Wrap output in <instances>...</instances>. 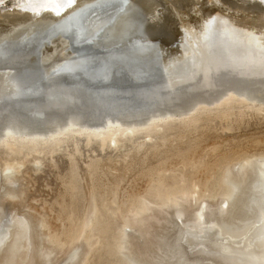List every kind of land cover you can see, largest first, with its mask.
<instances>
[{"label":"rangeland","instance_id":"1","mask_svg":"<svg viewBox=\"0 0 264 264\" xmlns=\"http://www.w3.org/2000/svg\"><path fill=\"white\" fill-rule=\"evenodd\" d=\"M201 7L202 13L200 12L197 16L193 14L180 15L178 16L179 22L186 27L195 28L205 12L211 8L207 5ZM3 29L5 27L0 24V30ZM41 35L30 40L23 39L22 41L21 38V41L19 39L8 40L9 42L6 41L7 43L2 47L3 51L6 50L0 51V71L3 70V73H0V87L9 86V89L5 91L0 90V93L4 95H0V104L4 103L0 105V112L2 109L4 111L0 113L2 114L0 116H4L5 119L4 121L0 117L2 119H0V176L2 175L0 177V186L2 185L0 187V197H2L0 207H3L2 213L7 214V217L27 215L31 220L33 219L32 221L37 224L43 239V243L41 239L38 244L40 253L50 254V264L68 263L64 257L69 258L71 254L66 253L70 252L69 250L74 245L78 246L79 239V245L82 243V246H80L81 250L79 249L81 253L78 251V254H81V257L78 255L77 258L79 259L78 264H126L124 258L118 255L115 247L117 245L118 248L120 247L121 235L126 236L132 232L130 230L131 222L142 216H153L157 214V210L158 212L161 210L160 207L163 210L168 204L173 206L172 204L185 197L193 198V210H196L198 204L203 200L215 201L225 193L228 186L225 177L232 165L240 164L252 157H264V104L258 101L241 102L237 97L235 101L229 100L222 103L223 105L220 104L222 106L214 105L208 109L197 107L188 112L185 109L190 103H186L191 99L190 96L174 90V86L165 92H151L155 88H152L153 85L161 84L167 80H178L182 74L169 75L162 79L161 83L158 80L156 83L154 82L155 84H150L148 89L142 88L132 93L127 92L128 94H116L115 100L106 102L108 104L98 105L83 95L75 96L72 91H58V98L49 105H46L47 103L41 105L43 101H41L40 95L32 96L33 100L28 98V101L31 99L34 102L41 99L37 100V104L41 103L38 105L39 107L30 105L22 108L14 104L10 105V102L8 104L7 99L15 97V93L9 91L12 84L39 78L40 84L38 81L37 90L41 87L44 88L42 86L44 83L47 86L52 85L50 75L46 79L43 73L44 75L46 73L54 74L53 67L57 64L55 62L69 56L67 51L58 52V55H53L50 60L40 62L44 49L42 50L41 47L37 49L36 44L39 42L37 38H41ZM33 40L36 44L32 42ZM166 42L167 40L163 39L157 43L158 47H165L166 56L173 55L177 48L178 52L175 57L179 58L182 48L187 47L186 42H183V47L179 46V48L177 44L171 47L167 45L170 41L167 44ZM7 49L8 54L6 53ZM14 49H17L15 54L13 53ZM31 51L33 54L39 53L33 55ZM123 52H125L124 48L102 50L92 60L98 62L111 56L120 59L118 55ZM161 53L156 52V54ZM88 54L92 57L87 56L86 59L94 57V52ZM123 55H120L123 61L136 58V55L130 56L126 53ZM53 58H57V60ZM73 63L80 64L77 68L82 65H90L79 59H74ZM18 64L21 66L18 67ZM37 64L40 69L35 66ZM123 64L124 62L117 63V65ZM7 66L8 68L10 66V69H7ZM170 67L171 65H162L160 70L158 68L156 70L162 72ZM7 70L14 75L9 73L7 75ZM7 76L9 77L8 82V79L4 80ZM10 77L12 78L10 79ZM61 77L62 75H55V78H60L59 81L62 83ZM12 79L13 81H11ZM75 79L79 83L84 82L87 86L91 85L88 81L86 83L85 75L81 74ZM75 79L73 78L74 81L70 80L79 85ZM128 79L124 85L121 84L123 87L136 85L131 82V79ZM71 81L70 83L74 85ZM63 82L66 83V81ZM104 84L93 85L95 88L91 89L99 90V87L103 88L109 85ZM137 84L139 85V83ZM30 87L32 86H24L20 91H24L26 95L34 94L37 90L33 92ZM254 88L256 90H253V93H257V90L263 93L262 88L258 86ZM182 89L189 91L187 87ZM193 92L195 93V91ZM200 94H205V91L192 96ZM145 95L149 98L159 96V100L156 102H153L152 99L147 101ZM163 96L168 97L163 98ZM207 96L205 94V98ZM203 97L197 98L203 99ZM20 98L26 100V97L23 96L16 99ZM132 98L135 99V104L125 101ZM140 102L144 103L140 104ZM5 103L7 104L5 105ZM57 105L59 108L56 107ZM5 110L7 114L9 112L11 114H4ZM40 112H43L41 113L43 115L39 118L32 115V113ZM50 115L51 117H49ZM12 116L15 117V122L17 121L14 124L19 122L21 124L18 125L26 126V130L30 132L15 133L12 131L6 122L8 121L6 119L10 118L12 120L10 122L9 119L8 122L13 123L14 117L11 118ZM71 116L79 118L80 121L68 123ZM228 158L233 161L226 164ZM5 167H12L10 174L9 172L7 174L9 182H12L10 186L8 181H6L7 185L5 181L3 183L1 180V178H6V175L4 177L1 174L6 169ZM218 173L220 174L221 189L218 192L204 190L198 193L200 191L198 184L207 179L208 181L213 180ZM182 176H186V180L182 179ZM3 185H7L8 189ZM181 185L184 187L183 189L179 188L173 192L168 188ZM10 187L14 191L12 197H8L6 194L8 191H5ZM131 200L133 203H130ZM73 213L77 214L74 218ZM5 214H3V218L6 219ZM81 232L82 235H80ZM73 249L75 250V248ZM72 250L71 253L74 251Z\"/></svg>","mask_w":264,"mask_h":264},{"label":"bare ground","instance_id":"2","mask_svg":"<svg viewBox=\"0 0 264 264\" xmlns=\"http://www.w3.org/2000/svg\"><path fill=\"white\" fill-rule=\"evenodd\" d=\"M4 1L5 0H0V2ZM134 1L135 0H30L29 2V0H9L6 6H1L0 24H3L5 29L0 30V51H3L2 47L8 40H20V38L22 41L23 39L30 40L42 34L40 36L41 38H37L39 41L38 44H36L34 40L32 41L36 44L37 49L38 47H41L42 50L44 49L40 57V62L50 60L53 55H58V52L64 53L67 51L66 53L69 55L63 59L61 58L62 56H58L61 60L58 59V62H55L57 64L53 67L54 74L46 73L44 75L43 73L46 79L47 76L49 77L50 75V81H52V83H50L52 85L47 86L44 85V83L42 85L44 88L41 87V89L37 90L36 88L37 86L39 87L40 84L39 78H34V80L31 78L33 81H18V84L14 83L11 85L9 91L15 93L16 98L23 96L26 97V100L22 98L17 100L15 97H12L11 99H7L8 102H6L8 104L10 102V105L14 104L22 108H26L30 105L39 107L38 105L41 103L37 104V100L42 99L41 101H43V104L41 105H45V103L49 105L54 103L53 99H55V97L58 98V91H72L75 96L78 97L83 95L93 100V102L98 105L108 104L106 102L115 100V97H117L116 94L132 93L142 88L148 89L150 84L156 83L158 80L160 82L169 75L182 74L181 78L178 80H167L162 83L160 82L161 84L154 83L155 86L153 85L152 88H155H153L154 90L151 92H165L174 86V90L181 94H187L188 97L190 96L191 99H187L188 101L186 102H190L188 108L185 107L187 108L185 110H188V112L195 110L197 107H200V109H208L214 107V105L226 103L229 100L235 101L237 97H239L241 102L258 101L264 104V0H230L229 4H225L222 0H194L195 2L188 13L197 16V14L201 12L202 5H207L211 8L209 9L207 7L209 11L205 10V15L195 28L186 27L179 22V33L175 39L168 44V41L166 42V44L171 47L177 44L178 48L183 45V42H186L187 47L182 48L181 57L179 58L175 57L178 52L176 47V52H174L173 55L166 56L165 47H158L157 41L153 38L146 40L133 39V41L124 42L122 47L115 43L106 47L98 46L99 48L94 45L92 47L84 45V42H90L91 38L95 36V33L111 20L114 15H117L120 9L124 7V2H131L133 4ZM180 1L181 0H158L157 3L160 4L159 6H162V8L160 7L161 10L157 11L158 5L155 4L148 11L147 16H149V19L147 18V21L152 26H155V24L162 22V14L168 10H173L177 17L188 14L187 12H179L175 8V4ZM80 23H82V26H80ZM72 43L75 45L80 43L83 44V46L70 49L69 47ZM29 46L31 45L29 44ZM105 48H109V50H116V48L126 49H124L125 52L118 55L120 59L111 56L108 59L98 62L92 60ZM16 50L14 52L12 50V52L15 54V52H17ZM92 52H94V57L86 59L85 57L91 56L88 53ZM156 52L162 53L156 54ZM6 53L8 54V49ZM38 53L35 52L34 54L37 55ZM124 53L130 56L136 55V58L123 61L121 60V56H124ZM9 55L11 54L9 53ZM9 58L11 59V57ZM152 58L154 59L151 60ZM53 59L57 60V58ZM74 59H79L90 65H82V67L80 66L77 68L80 64L73 63ZM119 62H124V64L117 65ZM162 65H171V67L162 72L157 71L156 68L160 70V66ZM19 66L21 65L18 64V67ZM32 66L34 65L32 64ZM35 66L39 67L38 64ZM7 69H10V66L9 68L7 66ZM16 69L18 70V68ZM6 72L8 75V70ZM0 73H3V70L2 72L0 71ZM9 74H11V72ZM81 74L85 75L86 83L87 81L90 82V86L85 85L84 82L79 83V81L75 79ZM11 75L13 76L14 74L12 73ZM55 75H62V83L59 81L60 78H55ZM3 77L5 78L4 75ZM8 78L7 76L4 80ZM11 78L12 77H10V79ZM73 78L78 81L77 83H79V85H76V82L74 83L70 80H73ZM80 78L78 79L80 80ZM127 78H129L128 80L131 79V82H134L136 85H129L128 83V87H123L122 85L126 83ZM13 79L15 80L14 77ZM13 79L11 81H13ZM234 79H239L240 81ZM69 80L74 83V85L71 84ZM8 81L9 79L7 82ZM38 81L39 84L37 83ZM54 81L56 82L53 83ZM63 81H66V83ZM2 82L4 81L2 80ZM101 83L109 85L104 86L106 85L104 84L102 85L104 87H99V90L91 89L94 87L93 85L97 86L96 84L100 85ZM137 83H139V85ZM28 85L32 86L30 89L32 88L33 92L34 90L37 91L34 92V94L28 92L30 95H26L24 91V93L20 91L24 86ZM255 86L262 88L263 93H260L259 90L256 91L257 93H253L252 91L256 90V88H254ZM184 87H187L189 91L182 89ZM7 89H9L7 85L0 87L2 91ZM193 91H195V93ZM201 91H205V94L208 96L206 98L205 94L192 96ZM41 94H45L44 98L46 100L44 98H36L37 100L35 102L31 101L32 96L38 97ZM261 94L262 96H260ZM0 95L4 96L1 93ZM145 96L143 97H145L147 101L150 99H152L153 102L159 100V96H154L152 98L147 97V95ZM202 96H204L203 99L197 98ZM29 97L31 98L30 101H28ZM167 97L168 96H163V98ZM171 97L173 98L174 96L172 95ZM125 101L134 104L136 102L134 98L126 99ZM7 103H5V105ZM141 103L144 102H140V104ZM56 107L59 108L58 105ZM1 112H4L3 109ZM9 113L7 114L5 110L4 114L10 115L11 113ZM41 113L43 112L32 113V115L39 118L43 115ZM7 115L5 116L7 117ZM51 115L49 117H51ZM0 117L5 121L4 116ZM13 117L14 116L11 118ZM9 119L6 120L9 121ZM13 119V123H10L12 120L10 119V122L6 121L8 125L5 122L4 124L10 126L15 133L30 132L26 130V126L18 125L21 123L18 122V124H14L15 117ZM77 119L79 118H73L71 116L67 122L76 123V121H80V119ZM110 121L113 122L112 120ZM15 123H17V121ZM54 126L57 127L56 124H54ZM50 127L52 126L50 125ZM252 166L254 167L253 169L250 168ZM5 168L6 169L1 172L3 176L6 175V180L1 178L3 183L4 181L5 183H7L6 181H10L9 175L7 174L8 172L10 174L12 170V167ZM0 177H2V175ZM239 178L245 180V192L240 197H238L235 190V186L238 185L235 183L240 181ZM225 180L228 182L225 193L216 198L215 201L203 200L198 204L197 209L194 208L196 210L192 209L193 198L190 199L189 197H185L179 202L172 204L173 206H169L168 204L163 210L162 207H160L162 211L159 210L158 212L157 210V214L153 216H142L131 222L130 230L132 232L126 236L121 235L119 241L120 247L118 248V245L115 247V250L118 251V255L124 258L126 264H264V157H252L240 164L236 163L232 165V167L228 169ZM10 183L12 182H9V186L11 185ZM7 185H3L5 186L4 188L8 189ZM5 191H8L6 193L8 197H12L14 191L11 187L9 190ZM230 196H233V206L231 205L232 209L225 213L223 207L225 206L226 199ZM1 198L2 197H0V199ZM2 209L3 207H0V264H50V254L40 253V245L38 244L42 239L41 231L36 226L37 224L32 221L33 219L31 220L27 215H13L7 217V214L4 212L2 213ZM203 211L207 212V221L203 220ZM3 214L7 217L6 219L3 218ZM181 214L187 216L184 229L189 236L193 238L197 236L211 238H209V243L205 244V246H203V244L195 247L197 250L196 253H189L190 256L187 254L189 257L186 256L184 259L180 256V260L175 259L172 261V259L170 260L169 254L173 253L175 256V247L177 248V244L183 242V233L180 234L181 237L178 239L176 226L177 219H180L179 217ZM238 221L239 223H236ZM80 235H82V232ZM45 242H47V240ZM79 242L80 239L77 244L78 246L75 247L74 245V247H72L75 248V250L73 249L74 251L71 248L73 251L72 253L71 250L68 249L70 252L66 254L70 253L71 255H69V258L64 257L68 262L66 264H69V262L70 264L79 263V259L77 258L80 252V246H82V243L79 245ZM179 244L178 248H182ZM72 256L76 257L74 258ZM79 256L81 257V254ZM72 258H74L73 261Z\"/></svg>","mask_w":264,"mask_h":264},{"label":"water","instance_id":"3","mask_svg":"<svg viewBox=\"0 0 264 264\" xmlns=\"http://www.w3.org/2000/svg\"><path fill=\"white\" fill-rule=\"evenodd\" d=\"M9 0H5L4 2H0L1 6H6V3ZM225 4H229L230 0H222ZM233 1V0H231ZM158 0H135L132 4L131 2H124V7L120 9V11L117 13V15H114L111 20H109L97 33H95V36L91 38L90 42H84V45L87 47H92L93 45L97 48L99 47H106L109 45L118 44L120 47H122V44L124 42L133 41V39H140V40H146V39H155L158 42L164 40L172 41L177 36L178 28H179V19L176 16L175 12L172 11H166L162 14V22H159L158 24H155V26L151 25L147 18L149 19V16H147L148 11L150 8H152L155 4L158 5L157 11H160L162 6H159L160 4L157 3ZM195 1L194 0H181L180 2L175 4V8L179 12H187L189 9H191V6L193 5ZM13 5V4H12ZM9 6V5H8ZM11 6V5H10ZM161 7V8H160ZM191 14V13H188ZM157 25V26H156ZM167 25V26H165ZM80 26H82V23H80ZM87 30V29H85ZM217 33V32H216ZM127 45V44H125ZM78 46H83V44H77L75 45L72 43V45L69 47L70 49L78 48ZM99 46V47H98ZM126 49V48H124ZM103 50H109V48H105ZM236 81H240L239 79H234ZM41 98L45 97V94L40 95ZM45 99V98H44ZM56 99V97H55ZM53 99V100H55ZM46 100V99H45ZM233 161V159H229L225 162L230 163ZM222 168V167H221ZM220 168V170H221ZM250 168H254L253 166ZM241 172V171H240ZM239 172V173H240ZM220 174L218 173L213 180L208 181L204 180L198 184V187L200 189V192L207 191V192H218L220 188ZM243 177V174H242ZM186 176H182V179ZM240 181H237L238 184L235 186L236 193L238 197L242 196L245 192V180L243 178H239ZM240 183V184H239ZM242 183V185H241ZM187 185V184H185ZM184 186V185H183ZM242 186V188H241ZM172 192L178 190L179 188L183 189L184 187H168ZM170 193V191H169ZM232 198L228 197L226 199L225 206L223 207V211L227 213L230 209H232L231 205L233 206ZM130 203H133V200L130 201ZM129 203V205H131ZM203 220L207 221V212L203 211ZM77 214L73 213V218L76 217ZM180 219H177L176 226H177V236L178 239L181 237V233H183V242L179 244L182 248L175 247V256L174 254L170 253V260L174 261L175 259H179L180 256L184 259L189 257V253H196V248L199 245L205 246V244L209 243V238L206 236H197L195 238L189 236L184 229V226L186 225L187 216L184 214H181ZM236 223H239L236 222ZM212 229V227H211ZM214 230V228H213ZM215 232V230H214ZM213 234V233H212ZM210 234V235H212ZM209 236V235H207ZM179 242V241H178ZM2 244V243H1ZM194 250V251H193ZM189 256H188V255ZM180 260V259H179ZM206 262V261H205ZM70 264V263H69Z\"/></svg>","mask_w":264,"mask_h":264},{"label":"snow or ice","instance_id":"4","mask_svg":"<svg viewBox=\"0 0 264 264\" xmlns=\"http://www.w3.org/2000/svg\"><path fill=\"white\" fill-rule=\"evenodd\" d=\"M29 2H30V0H29Z\"/></svg>","mask_w":264,"mask_h":264}]
</instances>
